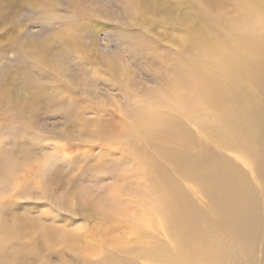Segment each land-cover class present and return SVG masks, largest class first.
I'll return each mask as SVG.
<instances>
[{
	"label": "rangeland",
	"instance_id": "obj_1",
	"mask_svg": "<svg viewBox=\"0 0 264 264\" xmlns=\"http://www.w3.org/2000/svg\"><path fill=\"white\" fill-rule=\"evenodd\" d=\"M156 3L163 6L162 15L145 12V16L132 17L127 0H0V85L16 76L25 90L21 93L27 94V83L30 92L28 97L15 98L18 104L24 102L19 114L11 111L9 120L5 115L8 109L0 113V133L11 142L10 146L2 143L1 148L12 149L16 155L27 152L32 158L30 167L16 180L22 185L21 193L16 191L10 201L0 194V223L10 227L16 219L22 222L19 238L6 243L8 250L1 257L10 258L16 254L14 249L21 248V264H264L262 199L260 234L248 244L227 233L175 239L165 226L151 219L149 201L153 196L145 191V175L132 158H124L126 134L121 132L119 116L136 99H129L132 96H126V90L115 82L124 79L125 70L134 78L139 76L134 89L141 87L140 104L160 86L142 71L163 72L145 55L134 58L128 48L130 36L144 32L159 47L176 49L172 38L179 28L172 21L189 16L196 19L197 12L187 0ZM40 44L45 46L43 62L38 58ZM54 82L61 85L63 94L69 90L78 101L72 118L53 117L64 109L63 103L60 108L50 101L30 103V86H51ZM45 91L53 93V89ZM86 100L91 111L84 113ZM18 117L43 128H23L18 135ZM55 121L59 124L52 130ZM5 122H14L13 127L7 128ZM191 128L203 142L207 139ZM208 147L247 178L251 175L249 183L264 193V179L257 181L245 160L221 144ZM38 163L43 164V172H39ZM184 185L190 188L186 182ZM143 210L149 212L152 222L138 227ZM62 230L68 233V240L61 235ZM213 249H224L225 254L213 257ZM207 253L211 258L205 256Z\"/></svg>",
	"mask_w": 264,
	"mask_h": 264
},
{
	"label": "bare ground",
	"instance_id": "obj_2",
	"mask_svg": "<svg viewBox=\"0 0 264 264\" xmlns=\"http://www.w3.org/2000/svg\"><path fill=\"white\" fill-rule=\"evenodd\" d=\"M157 1L127 0L132 17H142L145 12L160 15L163 6L159 7ZM187 3L197 12L196 19L174 18L172 22L179 28L172 38L177 43L176 49L163 45L164 50L160 51L162 47L144 32L130 36L128 48L134 58L145 55L154 68L163 72L142 71L143 76L155 78L160 86L140 104L141 87L138 85V91L134 89L135 78L139 76L134 78L131 71L125 70L124 79L115 82L119 89L126 90V96H132L129 99H136L119 116L121 132L126 134L124 158H132L137 170L145 175V191L155 198L149 201L153 208L151 219L165 226L175 239L221 237L227 233L248 244L260 234L262 188L258 187L261 192H257L249 183L251 175L247 178L241 169L218 158L208 146L221 144L246 161L257 181L264 179V0H187ZM44 50L41 45L40 62L45 59ZM128 72L130 75L126 76ZM15 79L16 76L8 77L0 85V113L8 109L7 117L13 110L19 114L24 104L15 100L25 95L21 93L25 91L22 83ZM28 84L25 96L30 95ZM30 87L33 105L50 101L60 108L64 104L54 118L60 115L72 118L77 112L78 101H74L69 90L63 94L61 85L54 82L51 86ZM46 89H53V93H46ZM89 95L86 94L90 99ZM88 103L80 106L82 112L91 109ZM18 118L21 123L18 135L23 128L42 127L33 120ZM5 123L7 128L14 124ZM58 124L53 122L51 129L56 130ZM191 126L207 139L203 142L198 138ZM2 143L11 145L10 139L0 133V194L4 193L10 201L23 190L16 180L30 167L32 158L27 152L16 155L12 149H2ZM37 168L43 172L40 170L43 164L38 163ZM148 216L149 212L143 210L142 219L136 222L138 227L151 224ZM21 224L18 219L10 227L0 223V254L8 250V241L19 238ZM61 235L68 240L65 230ZM14 251L16 254L10 258L0 256V264H21V248ZM223 254L224 249L212 250L213 257L220 258ZM205 256L210 257L209 253Z\"/></svg>",
	"mask_w": 264,
	"mask_h": 264
}]
</instances>
